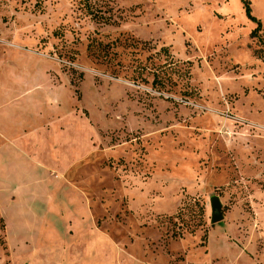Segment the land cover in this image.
<instances>
[{
	"label": "rangeland",
	"instance_id": "rangeland-1",
	"mask_svg": "<svg viewBox=\"0 0 264 264\" xmlns=\"http://www.w3.org/2000/svg\"><path fill=\"white\" fill-rule=\"evenodd\" d=\"M9 76L0 264H264V0H0Z\"/></svg>",
	"mask_w": 264,
	"mask_h": 264
},
{
	"label": "crops",
	"instance_id": "crops-1",
	"mask_svg": "<svg viewBox=\"0 0 264 264\" xmlns=\"http://www.w3.org/2000/svg\"><path fill=\"white\" fill-rule=\"evenodd\" d=\"M4 78V80H2V81H6L7 83H8V85H6V83L5 84H3L2 86L0 85V116H1V118H0V125H2L3 126V128H4V130H6L5 132H6V134H4V137H6V139H7V141H4L3 139H2V143L0 142V144H2L3 146H9V142L10 141H12L13 142V145H14V143L17 141L16 140V138L14 137V131L15 130H13L14 128H11V127H8L7 126V124H9V122H8V120H9V117L7 116V114H6V111L7 110H5V109H3L6 105V103H4L5 101H7V103H8V98H9V83L10 82H15V78L14 77H3ZM4 102H3V101ZM3 120L5 121V122H8L7 124H3ZM14 127H15V124H14ZM10 132H11V134H10ZM10 137H12V138H10ZM26 138V137H25ZM1 139V138H0ZM19 140V139H18Z\"/></svg>",
	"mask_w": 264,
	"mask_h": 264
},
{
	"label": "water",
	"instance_id": "water-1",
	"mask_svg": "<svg viewBox=\"0 0 264 264\" xmlns=\"http://www.w3.org/2000/svg\"><path fill=\"white\" fill-rule=\"evenodd\" d=\"M210 208H211V215H210V222L217 223L223 219L222 213V203L219 199V196L212 195L210 196Z\"/></svg>",
	"mask_w": 264,
	"mask_h": 264
}]
</instances>
